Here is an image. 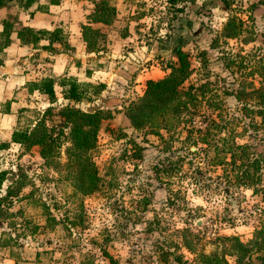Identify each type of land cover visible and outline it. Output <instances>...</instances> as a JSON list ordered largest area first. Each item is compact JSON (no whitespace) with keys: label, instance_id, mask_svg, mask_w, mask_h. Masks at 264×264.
<instances>
[{"label":"clouds","instance_id":"obj_1","mask_svg":"<svg viewBox=\"0 0 264 264\" xmlns=\"http://www.w3.org/2000/svg\"><path fill=\"white\" fill-rule=\"evenodd\" d=\"M0 264H264V0H0Z\"/></svg>","mask_w":264,"mask_h":264},{"label":"trees","instance_id":"obj_2","mask_svg":"<svg viewBox=\"0 0 264 264\" xmlns=\"http://www.w3.org/2000/svg\"><path fill=\"white\" fill-rule=\"evenodd\" d=\"M11 194V193H10Z\"/></svg>","mask_w":264,"mask_h":264}]
</instances>
